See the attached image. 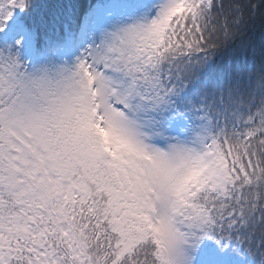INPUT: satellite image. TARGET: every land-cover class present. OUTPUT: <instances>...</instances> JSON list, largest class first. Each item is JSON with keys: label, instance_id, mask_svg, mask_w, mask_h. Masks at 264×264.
<instances>
[{"label": "snow or ice", "instance_id": "obj_1", "mask_svg": "<svg viewBox=\"0 0 264 264\" xmlns=\"http://www.w3.org/2000/svg\"><path fill=\"white\" fill-rule=\"evenodd\" d=\"M0 264H264V0H0Z\"/></svg>", "mask_w": 264, "mask_h": 264}]
</instances>
